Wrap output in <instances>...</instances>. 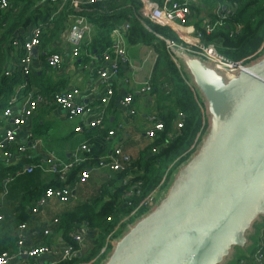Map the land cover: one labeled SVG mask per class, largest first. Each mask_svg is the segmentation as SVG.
I'll use <instances>...</instances> for the list:
<instances>
[{
    "label": "trees",
    "instance_id": "1",
    "mask_svg": "<svg viewBox=\"0 0 264 264\" xmlns=\"http://www.w3.org/2000/svg\"><path fill=\"white\" fill-rule=\"evenodd\" d=\"M177 1L182 5L185 3V0ZM58 7V3L51 0H9V6L0 11V139L4 130L11 127L10 117L5 112L11 101L14 100L16 105L26 100L32 92L34 98L43 95L52 100L57 92L56 88L46 89L45 79L55 69L48 64L46 57L48 69H43L41 73L33 68L28 73L18 69L19 59L24 54L21 30L41 27L40 48L48 56L56 52L51 47L61 41L72 23L71 16L79 13L90 19L93 28L90 37L84 40L78 58L85 52L101 58L102 53L112 46V29L126 22L131 26L128 36L130 43L149 45L155 40L159 41L150 93L155 95L152 116L160 120L164 128L152 140L141 138L138 142L117 144H124L123 147L110 148L103 144L105 142L100 132L87 130L91 153L83 157L86 159L84 162L74 164L64 180L51 172V164L46 162L47 156L41 147L18 153L9 163L0 157V255L16 253L17 231L21 224L36 219L32 209L45 194L57 190L63 193L78 190L81 187L79 184L85 183L80 182L84 171H93L101 157L121 148L131 161L124 164L122 170L114 171L112 178L93 194L62 201L65 207L57 216V233L66 242L72 243V235L81 229L96 230L98 241L88 255L80 254L59 260L56 264H88L93 259H96L93 264H99L106 255L100 254V251L108 235L116 237L127 225L122 220L152 193L162 190L172 170L190 155L199 142L206 120L200 108L201 101L181 67L172 59L165 42L170 40L185 45L184 41L169 27L160 26L149 19L140 20V0L94 3L85 0L80 6L81 10L68 2L56 13ZM188 9L184 24L193 26L202 34L205 43L215 44L228 59L246 63L259 51L264 41V0H189ZM220 14L224 17L217 24ZM206 22L215 24L210 33L206 32ZM15 38L22 41L18 46L12 45ZM8 70L11 73L6 75ZM179 123L181 127H178ZM35 133L39 131L35 130ZM29 167L30 171L27 170ZM42 170L53 174L48 182H42ZM145 210L141 209L138 215ZM134 219L130 218L128 222ZM259 240L264 243V229L260 232ZM46 245L49 243L46 242ZM74 248L79 246L75 244Z\"/></svg>",
    "mask_w": 264,
    "mask_h": 264
},
{
    "label": "water",
    "instance_id": "2",
    "mask_svg": "<svg viewBox=\"0 0 264 264\" xmlns=\"http://www.w3.org/2000/svg\"><path fill=\"white\" fill-rule=\"evenodd\" d=\"M171 52L202 103L205 130L99 264H236L261 243L264 51L234 71L180 47Z\"/></svg>",
    "mask_w": 264,
    "mask_h": 264
},
{
    "label": "built area",
    "instance_id": "3",
    "mask_svg": "<svg viewBox=\"0 0 264 264\" xmlns=\"http://www.w3.org/2000/svg\"><path fill=\"white\" fill-rule=\"evenodd\" d=\"M54 3H58L59 7L56 11L59 12L64 6L70 2L74 8L79 10L81 7L80 0H51ZM106 0H89V3L102 2ZM141 7L139 10V19H149L155 24L160 26L171 28L185 43V45H178L170 40H165L167 49L171 52L172 49L180 47L189 50L192 53L202 56L204 59L212 62L218 68L226 71H234L244 64V61H232L221 54L215 44L205 43L203 41L202 34L194 27L187 26L184 21L189 14L188 1L182 5L177 0H140ZM9 6V0H0V11L6 9ZM220 12V11H219ZM224 17L220 14V20L217 24L221 23V19ZM71 25L62 35L63 41L66 42L70 49L73 57L80 55L84 40L90 35L93 28V23L84 14H74L71 16ZM143 22V21H142ZM146 26V24L143 22ZM215 24L206 22V32L210 33L213 31ZM147 27V26H146ZM130 23L126 22L122 25L115 26L112 29V46L106 49L101 56L102 67L99 72V77L102 82L106 85L104 96L102 95V103L109 101L111 96L114 94L113 80L117 77L121 69L129 63V56L127 52V36L130 31ZM41 27H33L29 36L23 40L24 54L19 59L18 69L24 73H28L31 70V62L33 57V49L39 48L41 45ZM160 37V36H159ZM61 38V39H62ZM162 38V37H160ZM163 39V38H162ZM22 41L19 38H15L12 45L18 46ZM264 51V41L259 51L251 58L258 57ZM172 59L173 55L171 52ZM48 64L57 68L62 63V54L60 52H53L47 58ZM176 65L180 68L179 63L174 60ZM11 70L6 72L9 75ZM152 91V79L151 76L144 82L143 86L139 89V92L150 93ZM80 94L78 88H71L66 92L56 96V103L61 107L67 114L68 119L83 118V121L79 122L74 128L75 132H84L91 129L100 128L102 125V117L93 116V108L88 105L80 104L76 98ZM40 97L34 98L28 96L26 100L19 102L14 105V100L10 102V106L5 110L6 115L10 117L11 127L7 128L3 132V137L0 139V157L9 163L10 160L15 158L18 153H25L28 149L36 148L39 145V140H34L31 144H20L17 141V131L24 124L29 122L30 116L34 114L39 105ZM122 105L127 109L128 115L132 116L135 114L133 106V94H128L122 99ZM202 113L204 115L203 106L200 105ZM152 126L145 131V135L149 139H154L158 132L164 128L163 123L160 120H156L154 116L150 117ZM182 125L179 123L178 127ZM118 128H122L123 125L119 124ZM115 135V131H109V136ZM16 145V146H14ZM91 153V146L88 144H82L79 146L77 151L73 154L69 162H64L51 155V167L50 170L53 174H57L61 180H64L67 172L74 164L84 162L86 159L83 158ZM131 161L128 154L124 153L121 148H116L113 152L106 154L101 157L99 165L95 169L109 168L112 171H120L123 169V165ZM27 170H31L30 167ZM91 173V169L84 171L81 174L80 182H85ZM71 190L68 192H61L59 190L51 193L48 192L45 196L39 200L32 209V213L36 215L39 209L44 205L47 199L50 197H58L61 201H65L71 198ZM160 191L152 193L147 197L138 208L131 212L127 220L130 218H136L139 216L141 209H149L152 204L156 201ZM145 210V211H146ZM2 217L0 216V221ZM58 219H54L53 223H58ZM26 229V224H21L17 231V246L18 251L14 254L9 252L2 253L0 255V264H9L13 259L19 256H25L32 259L30 264H56L59 260L70 259L74 256L81 254L80 247L74 248L75 244L80 246L84 241V236L81 233H74L73 243L68 244L62 251L59 258L53 261H42V256H47L52 252V249L48 245H40L38 247L26 246L23 240V233ZM44 234H50V229L47 228ZM115 238L113 234L108 235L104 246L102 247L100 254H106L110 248L112 240ZM256 252L251 253L247 258L238 260L236 264H264V243H260L259 247L255 250ZM91 263V262H90Z\"/></svg>",
    "mask_w": 264,
    "mask_h": 264
},
{
    "label": "crops",
    "instance_id": "4",
    "mask_svg": "<svg viewBox=\"0 0 264 264\" xmlns=\"http://www.w3.org/2000/svg\"><path fill=\"white\" fill-rule=\"evenodd\" d=\"M80 1L83 3L85 0ZM32 28L29 27L21 30L20 35L23 39L29 36ZM128 36L126 47L129 63L114 78V94L106 103H102L101 101L106 89V85L99 77V72L102 67L101 59L88 52H85L80 58L73 57L69 45L63 41V38L51 47L54 51L62 54V63L54 69L53 73H48L45 79L46 89L56 88L57 96L71 88H78L80 94L76 98L77 102L91 106L94 110L93 116L102 117L101 127L92 129V131L96 130L102 134L105 142L103 144L107 148L114 146L123 147L126 142H138L141 138L145 139L147 138L145 131L152 126L150 117L152 116L153 109L151 110V108L154 105L155 95L139 92V89L150 76L151 79L153 77V66L160 44L158 40H155L149 45L141 42L130 43ZM48 56L39 46L36 56L33 55L32 57L31 68L39 70L40 73L43 69H48L46 68ZM44 57H46V60ZM33 91L35 92L36 90ZM33 94L32 92L29 96ZM128 94H133L135 114L132 116L128 115L127 109L122 105L123 97ZM39 97L38 109L31 120L27 124L22 125L17 131V141L20 144L29 145L34 140H39L37 147H41L44 150L47 156L46 162L49 165L52 154L64 162H69L79 146L82 144L89 145L86 138L88 131L75 132L74 130L76 125L83 121V118L68 119L66 112L56 103V97L52 100H49V98L43 95ZM119 124H122L123 127L118 128L117 126ZM35 130L39 131V133H35L37 134L36 136L34 134ZM109 131H115V135L109 136ZM120 142L125 143L123 145H117ZM112 173L114 171L109 168L94 169L91 171L85 183L79 184L81 187L71 192V198L74 199L78 198V196H89L93 194L98 187L112 178ZM40 175L44 183L48 182L53 176L47 170H42ZM64 207L65 204L58 197H50L39 209L35 217L36 219L26 224V229L23 233V240L26 246L38 247L40 245H46V242H48V246L52 249L50 254L40 258L42 261L56 260L60 257L61 251L70 244V242H66L57 233L59 222L56 224L53 223V220L57 219L58 214ZM47 228L50 229V234L48 235L44 234ZM76 233H81L84 236V241L79 246L81 254L88 255L98 241L97 231L81 229ZM88 244L90 246L85 253L84 248ZM15 247V252H17V240ZM31 261L33 260L30 258L19 256L9 264H30Z\"/></svg>",
    "mask_w": 264,
    "mask_h": 264
},
{
    "label": "rangeland",
    "instance_id": "5",
    "mask_svg": "<svg viewBox=\"0 0 264 264\" xmlns=\"http://www.w3.org/2000/svg\"><path fill=\"white\" fill-rule=\"evenodd\" d=\"M89 37V36H88ZM87 37V38H88ZM138 208V207H137ZM136 208V209H137ZM135 209V210H136ZM127 218H128V216L124 219V220H122V223L123 224H129L130 222H128L129 220H127ZM89 246H90V244H88V245H86V247L84 248L85 249V253L88 251V249H89ZM96 261V259H93V260H91V263L90 262H88V264H93L94 262Z\"/></svg>",
    "mask_w": 264,
    "mask_h": 264
}]
</instances>
